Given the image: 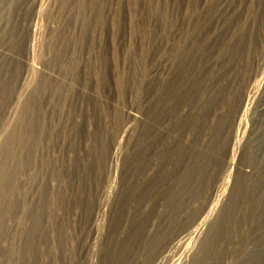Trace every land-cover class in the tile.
<instances>
[{
	"label": "rangeland",
	"instance_id": "374dc122",
	"mask_svg": "<svg viewBox=\"0 0 264 264\" xmlns=\"http://www.w3.org/2000/svg\"><path fill=\"white\" fill-rule=\"evenodd\" d=\"M0 264H264V0H0Z\"/></svg>",
	"mask_w": 264,
	"mask_h": 264
}]
</instances>
